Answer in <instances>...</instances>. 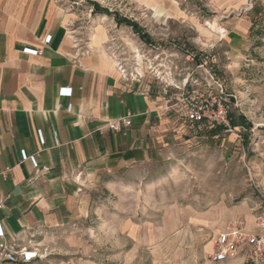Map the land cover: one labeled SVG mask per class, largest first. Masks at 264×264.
<instances>
[{
	"label": "rangeland",
	"instance_id": "1",
	"mask_svg": "<svg viewBox=\"0 0 264 264\" xmlns=\"http://www.w3.org/2000/svg\"><path fill=\"white\" fill-rule=\"evenodd\" d=\"M47 2L75 54L103 42L128 79L181 86L188 74L212 75L233 130L85 177L63 223L32 228L13 264H243L211 255L220 231L264 210V0Z\"/></svg>",
	"mask_w": 264,
	"mask_h": 264
},
{
	"label": "crops",
	"instance_id": "2",
	"mask_svg": "<svg viewBox=\"0 0 264 264\" xmlns=\"http://www.w3.org/2000/svg\"><path fill=\"white\" fill-rule=\"evenodd\" d=\"M90 51L75 54L47 0H0V245L62 224L85 177L222 135L186 122L171 86L122 77L103 42ZM127 116L125 135L106 129Z\"/></svg>",
	"mask_w": 264,
	"mask_h": 264
},
{
	"label": "built area",
	"instance_id": "3",
	"mask_svg": "<svg viewBox=\"0 0 264 264\" xmlns=\"http://www.w3.org/2000/svg\"><path fill=\"white\" fill-rule=\"evenodd\" d=\"M219 35L222 38L225 36V32L221 31ZM49 42L50 36H47L43 40V45H47ZM25 52L30 55L42 54V50L25 49ZM117 70L122 77L128 78V74L120 64H117ZM129 78L140 81L142 75L137 72L130 73ZM167 86H171L180 93L176 104L182 109L186 122L207 129H219L221 134L232 132L228 96L212 75L207 73L202 81H199L188 74L182 80L181 86L173 83ZM70 109L71 106L66 108L67 111ZM130 126L131 118L127 116L108 122L106 129L125 135ZM15 256L14 246L0 245V258L4 262L15 263ZM238 258L243 259V264H264V210L256 213L252 222H247L242 218L235 219L216 235L211 261L225 263Z\"/></svg>",
	"mask_w": 264,
	"mask_h": 264
},
{
	"label": "trees",
	"instance_id": "4",
	"mask_svg": "<svg viewBox=\"0 0 264 264\" xmlns=\"http://www.w3.org/2000/svg\"><path fill=\"white\" fill-rule=\"evenodd\" d=\"M137 35H139V37H141V38H143V39H145V40L148 39V37H147L144 33H142L141 31H138V32H137ZM232 124H235V122L232 121ZM235 125H236V124H235ZM235 125H234V126H235ZM234 126H233V127H234ZM219 131H220L219 129H216V128H215V129L212 130L211 135L214 136V135L218 134Z\"/></svg>",
	"mask_w": 264,
	"mask_h": 264
}]
</instances>
